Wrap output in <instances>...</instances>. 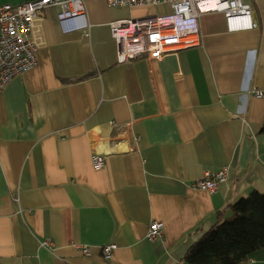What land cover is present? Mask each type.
<instances>
[{
	"label": "crops",
	"instance_id": "crops-1",
	"mask_svg": "<svg viewBox=\"0 0 264 264\" xmlns=\"http://www.w3.org/2000/svg\"><path fill=\"white\" fill-rule=\"evenodd\" d=\"M253 3L256 28L204 13L200 45L123 63L109 23L168 5L82 0L84 25L64 29L60 4L41 10L37 64L0 93V264H186L233 203L264 192V0ZM222 168L215 192L196 186ZM244 264H264V250Z\"/></svg>",
	"mask_w": 264,
	"mask_h": 264
},
{
	"label": "built area",
	"instance_id": "built-area-1",
	"mask_svg": "<svg viewBox=\"0 0 264 264\" xmlns=\"http://www.w3.org/2000/svg\"><path fill=\"white\" fill-rule=\"evenodd\" d=\"M82 0H31L18 5H0V93L10 79L37 64V50L41 46L40 12L45 7L60 4L63 11L58 15L60 26L75 22L82 27L84 12ZM109 6L130 7L166 4L169 11L145 14L138 17L115 19L109 23V31L116 45V61L123 63L145 56L147 59H161L164 55L196 47L201 43L199 17L208 12L220 13L227 30L238 31L258 27L254 13L255 0H106ZM71 23V24H69ZM69 27V28H70ZM261 95L260 90H254ZM91 163L95 168L104 164V156L93 154ZM196 185L200 189L215 192L227 177V169L222 168ZM163 223L149 225L146 237L154 240L160 236ZM116 248L115 243L103 245L100 250L105 258H110ZM80 251L89 255V247L81 246Z\"/></svg>",
	"mask_w": 264,
	"mask_h": 264
},
{
	"label": "trees",
	"instance_id": "trees-1",
	"mask_svg": "<svg viewBox=\"0 0 264 264\" xmlns=\"http://www.w3.org/2000/svg\"><path fill=\"white\" fill-rule=\"evenodd\" d=\"M230 208L227 219L212 226L187 250L186 264H244L251 252L264 250V192L253 190Z\"/></svg>",
	"mask_w": 264,
	"mask_h": 264
}]
</instances>
